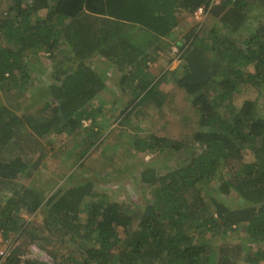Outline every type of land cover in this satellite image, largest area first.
I'll list each match as a JSON object with an SVG mask.
<instances>
[{"label":"trees","instance_id":"16d2710c","mask_svg":"<svg viewBox=\"0 0 264 264\" xmlns=\"http://www.w3.org/2000/svg\"><path fill=\"white\" fill-rule=\"evenodd\" d=\"M200 5L212 24L190 19ZM257 5L264 0H0V246L10 248L1 264H264V20ZM165 50L181 60L169 72L198 127L188 140L152 128L133 133L132 154L170 148L181 157L166 170H138L147 202L136 210L96 188L105 161L80 163L101 139L95 122L84 121L108 106L96 96L114 89L110 67L130 94L118 118L126 122L166 80L150 67ZM97 58L108 67L98 69ZM48 66L52 80L39 84ZM244 87L258 88L257 96L243 97ZM52 133L80 141L79 178L63 169L65 156L49 164L56 150L42 137ZM43 166L53 177L38 183ZM234 230L245 235L232 241ZM33 242L51 261L29 255Z\"/></svg>","mask_w":264,"mask_h":264},{"label":"rangeland","instance_id":"374dc122","mask_svg":"<svg viewBox=\"0 0 264 264\" xmlns=\"http://www.w3.org/2000/svg\"><path fill=\"white\" fill-rule=\"evenodd\" d=\"M263 6V5H262ZM261 5H257L254 8V13L259 12L262 16L260 19L264 20V14L261 12L264 7ZM261 7V9H260ZM41 14H44V11H40ZM259 14H255L256 18H258ZM194 16V17H193ZM190 17V19H197L195 15ZM214 17L212 15H207L201 21L203 23H207L208 25L212 24L214 21ZM255 19V18H254ZM256 20V19H255ZM254 21V20H253ZM192 24H190L191 26ZM188 29L185 28L180 35H183L185 31ZM150 42H147L148 45ZM176 48V47H175ZM94 62L96 58H93ZM97 68L100 69L103 67H108L104 63H100V59L97 58ZM181 62L180 58L175 57L173 51L169 52L165 50L161 52L160 57L153 63L150 64L151 71H153L156 75L158 74H166L167 78L165 81L160 83V88L158 91H155V94L151 95L146 99H142L140 104L136 103L135 112L131 114L129 119L126 122H119L118 118L121 116L120 110H122L127 105V99L129 98V93H123V90L120 85V72L117 71V68L111 69L108 67L107 75H108V83L114 88L111 92L102 91L98 94V99L101 100L102 97H105L108 100V106H106L102 113L99 114L95 121H91L90 119L84 121V125H90L95 122L96 131L101 135V139L97 142V147H94L92 151L88 153L81 162L86 163L92 167H102V163H105L108 166V169H104V172L95 173L96 177L101 178L97 184L96 188L98 190L108 191L113 196V201H123L126 204L134 207L136 210L141 209L145 206L147 202L146 195L144 190H142V186L138 183V177L136 176L138 170L147 165H156L161 170H166L168 167L176 164L177 159L180 160V152L174 154L170 148L165 149L164 151H143V152H135L132 154V149L130 144L134 141L133 133L137 132L140 135H144L146 131L151 128L154 129L157 133H160L165 136L177 138V139H186L191 138L193 131L198 127V114L194 111L191 106L190 99L182 92V88L177 85L174 81V76L169 70L174 69ZM51 63V62H48ZM52 66V65H51ZM51 66H48V70H45L44 73H41L38 83H44L43 81H51L52 78L50 76ZM152 72L151 76H154ZM27 82V81H26ZM34 86L32 85L26 91L31 94ZM117 90V92L115 91ZM44 95L47 97L45 90H40L38 94ZM126 94V95H125ZM258 94V88L255 87H244V91L242 92L243 97H256ZM120 97H122L120 99ZM114 98H117L121 102L118 110L112 108ZM98 100V101H100ZM144 100V101H143ZM96 101V103H98ZM143 101V102H142ZM261 102L264 103V98L261 97ZM144 103V104H141ZM147 134V133H146ZM52 138L49 136L42 137L44 147L48 151L56 150V156L50 158L48 160L54 163L59 156L67 157L66 163L63 166V169H70L69 172H72L76 175V179L81 175L77 172L83 173V170H79V166H74V162L79 160L80 155L78 154V149L80 148V141L76 142L75 137H71L69 135L62 134H51ZM65 143H67L65 145ZM113 151L110 156L109 153H105V151ZM189 152V147L184 148L183 151ZM126 152L125 154H121ZM118 153L117 157H113V153ZM131 154H130V153ZM181 153H183L181 151ZM184 154V153H183ZM126 155V156H124ZM175 159V160H174ZM59 161V160H57ZM126 161L128 165L125 166ZM47 162V163H48ZM46 163V164H47ZM58 168H61V163L57 164ZM86 167V166H85ZM76 169V170H75ZM228 172V170L226 171ZM86 175H88L86 173ZM51 171H49L45 166L41 168L39 175L35 178L39 182H45L48 178H52ZM204 187L208 188L209 185L206 184ZM210 189V188H209ZM215 192V191H214ZM227 199H231L230 197H226ZM229 200H227L229 202ZM39 217H41L39 215ZM38 221H41L38 219ZM245 234L242 230H234L230 235L229 239L232 241H239V239ZM52 245H55L56 239ZM7 244V241H5ZM4 247V243H1L0 247ZM31 251L29 255L31 256H39L41 259H50L46 251L37 246L36 243L31 244Z\"/></svg>","mask_w":264,"mask_h":264},{"label":"built area","instance_id":"2783aa9c","mask_svg":"<svg viewBox=\"0 0 264 264\" xmlns=\"http://www.w3.org/2000/svg\"><path fill=\"white\" fill-rule=\"evenodd\" d=\"M213 1H219V0H213ZM194 15L199 20H202V18L204 19L208 15V8L205 5H200L194 10ZM173 49H174V51H177L178 46L174 45ZM2 239H3L2 231L0 230V240H2ZM9 253H10L9 247H3V246L0 247V264L9 255Z\"/></svg>","mask_w":264,"mask_h":264},{"label":"crops","instance_id":"0c3cea01","mask_svg":"<svg viewBox=\"0 0 264 264\" xmlns=\"http://www.w3.org/2000/svg\"><path fill=\"white\" fill-rule=\"evenodd\" d=\"M48 82H50V81H48ZM98 100H100V99H98V95L96 96V101H98Z\"/></svg>","mask_w":264,"mask_h":264}]
</instances>
